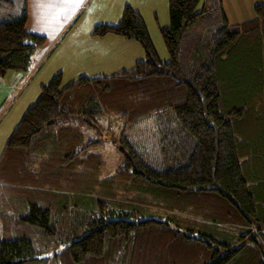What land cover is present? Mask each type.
Masks as SVG:
<instances>
[{
    "label": "trees",
    "instance_id": "16d2710c",
    "mask_svg": "<svg viewBox=\"0 0 264 264\" xmlns=\"http://www.w3.org/2000/svg\"><path fill=\"white\" fill-rule=\"evenodd\" d=\"M202 2L169 0V59L127 4L91 34L135 39L143 59L40 87L0 153V264H264V3L230 26L220 0ZM27 20V0L0 20V78L27 73L47 41ZM109 119L124 124L112 171ZM139 124L147 148L126 134Z\"/></svg>",
    "mask_w": 264,
    "mask_h": 264
},
{
    "label": "crops",
    "instance_id": "0c3cea01",
    "mask_svg": "<svg viewBox=\"0 0 264 264\" xmlns=\"http://www.w3.org/2000/svg\"><path fill=\"white\" fill-rule=\"evenodd\" d=\"M209 1L203 0L202 6ZM220 1L223 8L224 0ZM231 1L232 7L235 5L236 8H246L255 2L253 0ZM27 2V30L47 38L45 45L35 55L31 69L25 74H14L18 80V89L29 87V90L30 88L33 90V98L28 102L29 106L39 98L40 87L57 73H62L64 82L68 83L80 76L111 75L131 69L137 61L145 57L141 44L135 39H126L113 34L102 37L91 34L93 27L98 24L119 22L127 2L137 3L138 5L130 6L143 17L146 8L140 5L143 4L140 3L141 0H27ZM13 7L0 8L2 15L0 19L7 20L20 15L22 7ZM99 14L102 19H98ZM154 14L157 16L156 12ZM156 18L154 17V24L158 29L170 22V18L162 22ZM154 46L158 50L155 43ZM169 58L168 55L161 59ZM1 140L2 138L0 142ZM5 142L0 143V153Z\"/></svg>",
    "mask_w": 264,
    "mask_h": 264
},
{
    "label": "rangeland",
    "instance_id": "374dc122",
    "mask_svg": "<svg viewBox=\"0 0 264 264\" xmlns=\"http://www.w3.org/2000/svg\"><path fill=\"white\" fill-rule=\"evenodd\" d=\"M252 4H249L246 8H236L232 7L233 3L231 0H224L223 3V11L228 14L227 20L230 21V26L235 25L237 22H244L251 20V17H255V11H254V5L256 3H264V0H253ZM22 0H15L14 7H22L21 4ZM209 2H212L210 0ZM129 5H138L137 3L133 2H127ZM140 5L145 6L146 9H144V21L146 22V26L148 28L149 34L151 38L153 39L157 49L159 50L158 55L161 58H165L169 55V52L167 50L166 44L164 42V38L161 34L160 29L157 28L154 24V17H157L156 19L160 22H162L164 19H169V0H141ZM127 5V4H126ZM125 5V6H126ZM210 5V3H208ZM236 8V9H235ZM149 9V10H147ZM124 10V9H123ZM154 12L157 13V16H155ZM220 13L215 12L212 16L207 17L204 19L206 22V27L202 25L196 26L194 29H188L186 36H185V45L187 46L188 42L190 41L191 37L195 32H198L204 30L208 27L210 29H214L217 27L218 22H221V15ZM98 19H102L101 14ZM153 15V16H152ZM0 16L1 13H0ZM122 17V16H121ZM166 17V18H165ZM253 17V18H254ZM1 18V17H0ZM252 18V19H253ZM1 20V19H0ZM108 24V23H105ZM205 27V28H204ZM207 38L209 36V32L206 33ZM188 47V46H187ZM157 50V51H158ZM18 74L14 71L8 73L4 80L3 78L0 79V138H2L0 143H4L6 139L9 137L10 133L12 132L13 128L15 127L16 123H18V119L23 115L24 110L30 105L28 102L32 100L33 98V90L29 87H23L22 89H18V80L16 75ZM10 85V87H9ZM108 117H103L101 120V123L104 124L105 128L108 127L106 124V120ZM110 124L112 126V131L108 132V138H105L103 141V148L105 147L102 152H104V157L106 158L107 162V169L108 171H112L115 166L121 162L122 157L120 154H117L115 151V138H118L120 133L122 132L124 128V124L119 120H111L109 119ZM137 128H132L130 125L127 129V136L131 139L135 137H143L142 142L145 144V148H147V145H150L153 143L150 142V139L152 138V133H149V131H146V126L143 124H139L136 126ZM5 133V134H4ZM145 135V136H144ZM94 137V136H92ZM111 138L112 140H110ZM151 155L149 156V159H152V161H155L158 164H162V158L158 155V150H152L150 149ZM157 154L158 158H154V153Z\"/></svg>",
    "mask_w": 264,
    "mask_h": 264
}]
</instances>
